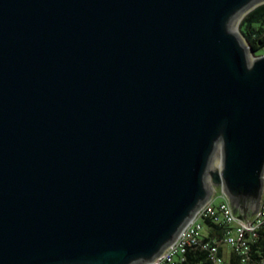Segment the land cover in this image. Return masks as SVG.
Here are the masks:
<instances>
[{
    "label": "water",
    "instance_id": "1",
    "mask_svg": "<svg viewBox=\"0 0 264 264\" xmlns=\"http://www.w3.org/2000/svg\"><path fill=\"white\" fill-rule=\"evenodd\" d=\"M262 0H0V264H142L213 189L260 204Z\"/></svg>",
    "mask_w": 264,
    "mask_h": 264
},
{
    "label": "built area",
    "instance_id": "2",
    "mask_svg": "<svg viewBox=\"0 0 264 264\" xmlns=\"http://www.w3.org/2000/svg\"><path fill=\"white\" fill-rule=\"evenodd\" d=\"M263 188L260 204L256 211L239 217L232 212L229 201L219 189H213L211 196L194 212L193 216L184 225L178 236L154 260L142 264H171L175 258H183L187 245L199 243L202 247L209 248L212 264H217L221 258L217 254V244L201 241L203 228L202 218L209 216L215 222L227 225L223 241L233 247L238 253L246 252L248 239L255 234V230L264 224V169ZM216 196L218 199H216Z\"/></svg>",
    "mask_w": 264,
    "mask_h": 264
},
{
    "label": "trees",
    "instance_id": "3",
    "mask_svg": "<svg viewBox=\"0 0 264 264\" xmlns=\"http://www.w3.org/2000/svg\"><path fill=\"white\" fill-rule=\"evenodd\" d=\"M239 30L246 43L253 50L264 46V1L248 10L240 20ZM203 228L201 241L217 244V254L221 261L217 264H264V224L255 230L248 239V248L244 253H238L233 247L223 241L227 225L215 222L209 216L202 218ZM229 248V255L224 257L223 246ZM171 264H212L209 248L199 243L187 245L183 258H175Z\"/></svg>",
    "mask_w": 264,
    "mask_h": 264
},
{
    "label": "rangeland",
    "instance_id": "4",
    "mask_svg": "<svg viewBox=\"0 0 264 264\" xmlns=\"http://www.w3.org/2000/svg\"><path fill=\"white\" fill-rule=\"evenodd\" d=\"M264 0H262V1H260V2H263ZM260 2H258V3H260ZM258 3H256V4H254L253 6H251V7H249L245 12H243V14L239 17V19H238V21H237V24H236V28H237V31L240 33V35L243 37V35L241 34V32H240V30H239V27H240V25H239V23H240V20H241V18L243 17V15L248 11V10H250L251 8H253L255 5H257ZM243 39H244V37H243ZM245 40V39H244ZM246 42V41H245ZM247 44V43H246ZM248 45V44H247ZM261 53H264V46H262L261 47V49L260 50H253V52H251V56L253 57L254 55H257V54H261ZM218 191H219V189H217V193H218ZM216 199H218V197L216 196Z\"/></svg>",
    "mask_w": 264,
    "mask_h": 264
},
{
    "label": "crops",
    "instance_id": "5",
    "mask_svg": "<svg viewBox=\"0 0 264 264\" xmlns=\"http://www.w3.org/2000/svg\"><path fill=\"white\" fill-rule=\"evenodd\" d=\"M222 251L224 257H227L229 255V248L227 246L224 245Z\"/></svg>",
    "mask_w": 264,
    "mask_h": 264
},
{
    "label": "bare ground",
    "instance_id": "6",
    "mask_svg": "<svg viewBox=\"0 0 264 264\" xmlns=\"http://www.w3.org/2000/svg\"><path fill=\"white\" fill-rule=\"evenodd\" d=\"M252 57V56H251Z\"/></svg>",
    "mask_w": 264,
    "mask_h": 264
}]
</instances>
